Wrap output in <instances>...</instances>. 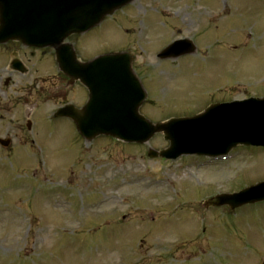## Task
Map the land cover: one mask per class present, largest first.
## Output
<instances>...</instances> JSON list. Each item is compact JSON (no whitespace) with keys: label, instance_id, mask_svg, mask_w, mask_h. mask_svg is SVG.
Returning <instances> with one entry per match:
<instances>
[{"label":"rangeland","instance_id":"1","mask_svg":"<svg viewBox=\"0 0 264 264\" xmlns=\"http://www.w3.org/2000/svg\"><path fill=\"white\" fill-rule=\"evenodd\" d=\"M85 38L76 39L81 56L93 55L86 45L93 38L97 55L135 53L148 91L140 113L154 123L264 96V0H135ZM185 38L196 53L156 59ZM33 136L36 151L0 158V264L264 260V202L235 211L201 206L214 194L264 182V153L236 149L230 160L198 171L194 158L145 161L148 149L167 147L161 135L142 146L110 138L87 144L71 123L57 120Z\"/></svg>","mask_w":264,"mask_h":264},{"label":"water","instance_id":"2","mask_svg":"<svg viewBox=\"0 0 264 264\" xmlns=\"http://www.w3.org/2000/svg\"><path fill=\"white\" fill-rule=\"evenodd\" d=\"M132 1L0 0V32L5 34L7 25L12 23L9 17L15 18L12 13L15 9H19L18 12L26 10L27 14L32 13L36 24L35 28L26 33L41 34L42 39L56 47L70 35L89 30L106 16ZM193 51L191 44L177 42L165 49L161 53V58H174ZM71 57L70 55L69 58ZM129 62L127 55H108L95 61V64L103 66L97 84L91 78L94 72L86 65H78V77L90 92V102L82 112H73L70 117L85 139L92 140L104 135L123 143L144 144L155 134L162 133L165 140L169 141L170 147L159 155L167 158H176L182 154L222 155L238 144L264 146V100L221 107L212 106L202 115L192 119L171 120L165 124L151 125L138 113L140 102L129 103L135 95L127 91L133 86L136 87L138 83L131 73ZM76 70L78 69L75 68V72ZM84 70L85 73L82 72ZM101 89H109L111 92L100 94L114 101L110 107L92 108L91 99ZM141 96L140 100L143 99V95ZM151 156L155 157L157 154L151 152ZM261 187L243 191L239 195L223 196L221 199L208 202L207 205H228L234 209L247 203L262 201L264 192L260 191Z\"/></svg>","mask_w":264,"mask_h":264},{"label":"flooded vegetation","instance_id":"3","mask_svg":"<svg viewBox=\"0 0 264 264\" xmlns=\"http://www.w3.org/2000/svg\"><path fill=\"white\" fill-rule=\"evenodd\" d=\"M55 54V49L35 48L19 42L0 45V138L8 140V151L14 149V144L32 143L27 134L31 130L34 133L35 125L42 128L50 122L46 116L48 106L70 104L81 108L87 100L86 90L78 82L73 84L60 71ZM11 62H16L20 70H10ZM4 76L8 79L7 87L2 86ZM10 86H15V92H3ZM8 96H12L11 100H6ZM28 108H32L30 115ZM40 108H44L42 114H38ZM11 112L12 119H6L5 114Z\"/></svg>","mask_w":264,"mask_h":264}]
</instances>
